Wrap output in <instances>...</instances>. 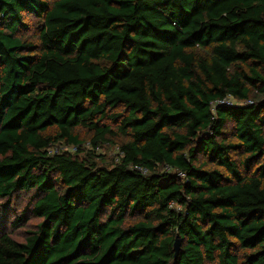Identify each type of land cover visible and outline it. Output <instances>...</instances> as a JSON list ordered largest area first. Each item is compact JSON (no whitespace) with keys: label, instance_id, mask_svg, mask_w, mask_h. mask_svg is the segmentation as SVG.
Returning <instances> with one entry per match:
<instances>
[{"label":"trees","instance_id":"obj_1","mask_svg":"<svg viewBox=\"0 0 264 264\" xmlns=\"http://www.w3.org/2000/svg\"><path fill=\"white\" fill-rule=\"evenodd\" d=\"M78 128L121 134L118 162ZM21 192L13 227L42 220L0 264H264V0H0V197Z\"/></svg>","mask_w":264,"mask_h":264},{"label":"rangeland","instance_id":"obj_2","mask_svg":"<svg viewBox=\"0 0 264 264\" xmlns=\"http://www.w3.org/2000/svg\"><path fill=\"white\" fill-rule=\"evenodd\" d=\"M24 21L26 23V28L19 32L20 36L31 42L37 43L41 20L32 15L24 14ZM109 125H111L115 131H117L116 122L112 123L109 121ZM76 131L78 132L82 143L80 156L85 157L89 153L91 159L97 165L107 167H111L116 162H118L120 157L118 144H120L122 139L121 134L109 136L108 139H103L98 142L97 145H93L89 140L90 134L86 130L78 128ZM54 148H57L59 151H75L74 147L66 144L65 142H62L57 146L55 145ZM29 197L30 194L23 192L16 193L10 199V201L0 197V233L6 232L15 241L21 243L24 242L32 232L36 231L37 224L42 220L41 218L36 217L27 211L23 221L20 224L15 227H13L11 224V221L21 215L23 212L22 210L29 202ZM206 264H215V262H207Z\"/></svg>","mask_w":264,"mask_h":264},{"label":"built area","instance_id":"obj_3","mask_svg":"<svg viewBox=\"0 0 264 264\" xmlns=\"http://www.w3.org/2000/svg\"><path fill=\"white\" fill-rule=\"evenodd\" d=\"M217 102H225V103H228V104H229V103L243 104V103H251V100H246L245 102H243V101L241 102V101H236L235 99L228 97V98H225V99H223V100H219V101H217ZM56 150H57V149L53 148V149H51V152L56 151ZM180 175H182V174L180 173Z\"/></svg>","mask_w":264,"mask_h":264},{"label":"water","instance_id":"obj_4","mask_svg":"<svg viewBox=\"0 0 264 264\" xmlns=\"http://www.w3.org/2000/svg\"><path fill=\"white\" fill-rule=\"evenodd\" d=\"M180 247H181V239L179 236H176L175 241L173 243L174 258L177 257Z\"/></svg>","mask_w":264,"mask_h":264}]
</instances>
